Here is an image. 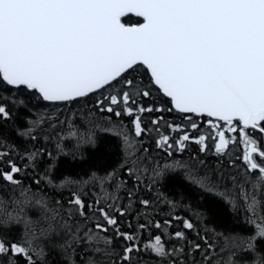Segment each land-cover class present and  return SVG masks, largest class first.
Here are the masks:
<instances>
[{"label": "snow or ice", "instance_id": "6c2138e0", "mask_svg": "<svg viewBox=\"0 0 264 264\" xmlns=\"http://www.w3.org/2000/svg\"><path fill=\"white\" fill-rule=\"evenodd\" d=\"M129 13L143 18V22L131 26L122 23L121 18ZM141 70L149 74L152 85L170 98L172 108L154 109L139 103V98L149 97L152 91L150 87H138L134 78H129ZM0 80L9 86L35 90L49 102H71L99 93L102 96L96 101L99 112L132 118V133L122 130L121 123L116 134L126 148L127 158L121 167L129 178L135 176L136 180L140 179L138 173L151 171L153 181H158L166 171L187 167L178 161L151 169L143 166L147 158L142 160L137 155L141 151L137 138L149 130L142 126L140 114L177 110L182 114L216 117L227 126L212 124L220 129L214 133L219 141L215 143L217 154H225L229 143L236 140L226 139L225 131L236 132L239 128L238 135L245 145L242 182L233 176L231 189L221 191L206 176L196 177L189 171L187 178L225 199L233 210L243 208L248 213L246 224L253 231L247 236L215 233L211 243L208 237L202 238L205 248L199 243L192 248L203 254L205 264H264V148L246 132L251 129L264 134V0H0ZM17 103L24 105L23 100ZM111 116L107 117L109 121ZM9 118L7 105L0 104V119ZM186 118L192 129L198 128L191 116ZM162 119L151 123L157 125ZM43 122V118L33 121V128L21 135L31 136ZM56 126L50 124L52 129ZM56 135L75 140L78 145L94 143V132L88 124L81 127L69 121L66 130ZM189 140L187 132L174 141L161 135L157 147L182 151ZM205 140L204 135L195 138L200 145ZM57 148L62 150L60 143ZM142 150L147 152L146 148ZM6 155L0 152V161ZM37 155L38 152L30 153L28 159L34 160ZM7 164L8 171L0 169V180L20 187L18 175L24 169L11 160ZM128 164L132 166L125 167ZM48 182L53 183L51 179ZM35 183L39 184V180ZM88 184L101 189L125 187L115 170L92 173L87 181L67 178L58 185L60 189L70 188L69 219L75 215L87 222L91 212L103 220L94 224V230L61 220L60 227L71 234L68 246L83 241L86 253L83 264H133V255L144 246L134 243L137 236L121 232L118 220L109 211L123 216L126 210L115 208L113 197L106 190L104 199L111 202L101 206L98 199L95 207L87 203L81 185ZM29 191L21 190L23 199L5 201L0 197V227L21 222L25 225V238L20 242L0 236V259L6 258V264H17V258L24 259L25 264H37V259L44 255L43 249L34 244L36 237L31 228L34 222L26 216L25 210L33 200L47 214L48 223L42 234L51 235L57 230L59 213L49 207L44 197L36 198L35 194L30 197ZM128 195L131 197L132 192ZM140 203L145 207L150 204L148 200ZM170 224L166 220L163 224L156 222L154 227L164 229ZM183 226L194 229L189 221ZM147 227L139 225L141 230ZM110 228L115 238L128 242L119 254L113 248V237L107 235ZM172 235L177 240L187 239L182 231ZM162 240L163 234L150 237L152 242L147 250L154 252L163 264H181L173 257L183 255L184 248H169Z\"/></svg>", "mask_w": 264, "mask_h": 264}, {"label": "trees", "instance_id": "16d2710c", "mask_svg": "<svg viewBox=\"0 0 264 264\" xmlns=\"http://www.w3.org/2000/svg\"><path fill=\"white\" fill-rule=\"evenodd\" d=\"M142 22V18L132 15L122 18V23L129 26ZM129 78H134L138 87L144 89L150 87L152 90L149 97L139 98L140 104L154 109L172 108L170 98L164 96L158 90V86L151 84L147 72L141 70L133 73ZM100 98L102 96L99 93H92L71 102H49L41 99L35 90L23 86L19 88L9 86L0 80V104H6L10 112L9 119H0V152L7 153L3 161H0V169L8 171L7 161L9 160L24 169L18 175L22 181L20 187L9 186L0 180V197L5 201L23 199L20 192L27 188L30 189L28 193L30 197L33 194L36 198L44 197L49 207L59 213L55 222L56 232L45 235L41 230L47 227L48 221L45 219L47 214L35 204L34 200L25 210L27 218L34 222L31 225L36 237L34 244L44 251L41 259L34 257L37 259V264H73V262L83 264V259L86 258L83 250L85 245L81 241L79 244L68 246L71 243V234L60 227L61 220H67L73 226L78 224L81 229L93 230L94 224L103 223V220L98 218V214L94 216L91 212L88 213L87 222L84 217L75 215L69 219L67 212L71 206L67 201L71 198L70 188L60 189L58 185L67 178L87 181L92 173L104 174L115 170L118 178L125 185L120 189L114 186L101 189L92 184L81 185V187L86 193L83 198L94 207L98 199L102 201L101 206L111 202L104 199L106 190L113 197L114 207L126 210L121 216L109 209L118 220L119 230L137 236L134 243L144 246L141 251L133 255V264H163L154 252L147 250L152 242L150 237L156 235L163 234L162 242L169 248L173 246L184 248L183 255L173 257L181 264H205L203 254L192 248L196 243L201 244L202 249L205 248L203 237H208L211 243L215 233L241 236L252 233V227L246 224L248 213L243 208L233 210L225 199L207 192L187 178L189 171L196 177L206 176L221 191L231 189L233 176L242 182L245 163L242 159L244 147L242 137L238 135L239 128L236 132L225 131L226 139L235 137L236 140L229 143L225 154H217L215 143L219 141L218 137H214V133L220 129L213 128L212 124L224 125L226 128L225 122L212 120L199 114H182L177 110L140 114L142 126L149 130L137 138L138 147L141 148L137 155L142 160L147 158L143 166L151 169L178 161L187 167L166 171L163 178L158 181H153L151 171L138 173L140 179L136 180L135 176L129 178L125 168L121 167L127 158L126 148L121 136L116 134L118 130H121L119 128L121 123L122 130L131 134L132 118L124 115L116 118L111 114L99 112L96 101ZM20 100L24 101V105L17 103ZM186 115L191 116V121L197 123V129L191 128V122ZM109 116L111 121L107 119ZM161 117L163 119L159 124L151 123L152 120H158ZM41 118L44 122L34 128L31 136L21 135L33 128V121ZM59 121L65 123L61 124ZM69 121L81 127L88 124L94 132V143L78 145L75 140L60 139L56 133L64 132ZM209 121L212 123L210 124ZM53 123L57 125L55 129L50 128V124ZM113 125L116 127L113 128ZM168 125L173 127L169 128ZM177 125L180 126L179 129L176 128ZM180 129L190 135V140L185 142L186 147L182 151L157 147V141L160 140L161 135H168L174 141L183 134ZM200 135L206 136L204 145L195 142V138ZM33 136L35 139L32 138ZM262 136L256 131L253 134L254 139L262 141L261 147L264 148ZM58 143L61 144L62 150L57 148ZM202 147L204 151L200 150ZM144 148L147 152L142 150ZM34 152H38L36 158L28 159L29 154ZM131 166L125 165V167ZM49 179L53 183L50 184ZM37 180L39 184L35 183ZM129 191L132 192L131 197L128 195ZM141 200H148L150 204L145 207L140 203ZM85 211L87 212L88 209L86 208ZM166 220L171 221L168 227L164 229L154 227L156 222L163 224ZM185 221L191 222L194 229H185L183 226ZM140 224H147L148 227L141 230ZM113 228L109 229L107 235L113 237V248L119 254L128 242L123 238H115ZM176 231L184 232L187 239H175L172 234ZM32 235L33 232L30 231L28 236ZM0 236L6 237L11 242H20L25 238V225L21 222L13 223L8 228L0 227ZM0 264H6V258L0 259ZM17 264H25V260L17 258Z\"/></svg>", "mask_w": 264, "mask_h": 264}, {"label": "water", "instance_id": "95a60500", "mask_svg": "<svg viewBox=\"0 0 264 264\" xmlns=\"http://www.w3.org/2000/svg\"><path fill=\"white\" fill-rule=\"evenodd\" d=\"M128 15H132V16H135L134 14H132V13H129ZM127 15V16H128ZM125 17V16H124ZM123 18V17H122ZM122 18H121V21H122ZM141 18V17H140ZM143 19V18H142ZM90 94H92V93H90ZM89 94V95H90ZM79 99V98H78ZM201 115H204V116H207L206 114H201ZM208 117V116H207ZM209 118H211V119H215V120H218L216 117H209ZM219 121V120H218ZM248 130H251V129H248ZM257 132H258V130H256ZM263 136H264V134H262Z\"/></svg>", "mask_w": 264, "mask_h": 264}, {"label": "flooded vegetation", "instance_id": "af4514ba", "mask_svg": "<svg viewBox=\"0 0 264 264\" xmlns=\"http://www.w3.org/2000/svg\"><path fill=\"white\" fill-rule=\"evenodd\" d=\"M246 132L248 133V135L252 136L253 137V134H254V131H251V130H246ZM260 144V146L262 145V141L260 142L259 140H257ZM264 143V142H263Z\"/></svg>", "mask_w": 264, "mask_h": 264}, {"label": "rangeland", "instance_id": "374dc122", "mask_svg": "<svg viewBox=\"0 0 264 264\" xmlns=\"http://www.w3.org/2000/svg\"><path fill=\"white\" fill-rule=\"evenodd\" d=\"M248 136H250V135H248ZM250 137H252V136H250ZM252 138L254 139V137H252ZM243 147H244V151H245V145H244V143H243ZM257 158H259V157H257Z\"/></svg>", "mask_w": 264, "mask_h": 264}]
</instances>
